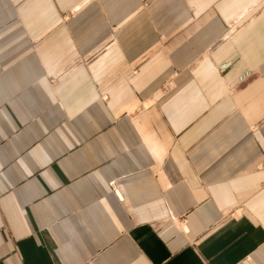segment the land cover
Wrapping results in <instances>:
<instances>
[{"label":"crops","instance_id":"0c3cea01","mask_svg":"<svg viewBox=\"0 0 264 264\" xmlns=\"http://www.w3.org/2000/svg\"><path fill=\"white\" fill-rule=\"evenodd\" d=\"M0 264H264V0H0Z\"/></svg>","mask_w":264,"mask_h":264},{"label":"built area","instance_id":"2783aa9c","mask_svg":"<svg viewBox=\"0 0 264 264\" xmlns=\"http://www.w3.org/2000/svg\"><path fill=\"white\" fill-rule=\"evenodd\" d=\"M229 62H223V63H221L219 66H218V69L220 70V71H222V70H224V69H226L228 66H229ZM118 197L120 198V199H122V196L118 193Z\"/></svg>","mask_w":264,"mask_h":264}]
</instances>
